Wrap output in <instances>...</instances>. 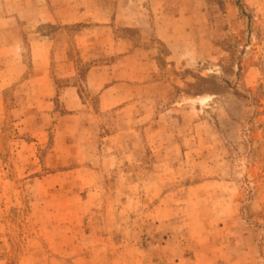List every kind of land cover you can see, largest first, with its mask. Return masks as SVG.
<instances>
[{
  "label": "rangeland",
  "instance_id": "1",
  "mask_svg": "<svg viewBox=\"0 0 264 264\" xmlns=\"http://www.w3.org/2000/svg\"><path fill=\"white\" fill-rule=\"evenodd\" d=\"M36 2H0V264H264V0Z\"/></svg>",
  "mask_w": 264,
  "mask_h": 264
},
{
  "label": "crops",
  "instance_id": "2",
  "mask_svg": "<svg viewBox=\"0 0 264 264\" xmlns=\"http://www.w3.org/2000/svg\"><path fill=\"white\" fill-rule=\"evenodd\" d=\"M4 0H0V2H2ZM49 1L50 0H37V2L35 4H38V20H40V23H56L58 21L59 18H63L65 20H62L64 21V23H69L70 21H67V19L71 16V12L69 14L68 10L67 11H63V10H55V8L52 7V4H49ZM62 0H57L58 3H60ZM100 2V7L99 9H95L94 12L96 13H99L100 15H104L107 17H111L112 16V13L108 12L107 9H108V0H99ZM133 0H130V2H132ZM158 1V0H156ZM164 1V0H162ZM45 3V4H43ZM64 3V2H63ZM69 6V5H68ZM93 11V10H91ZM159 12V11H158ZM8 15L10 16V13H8ZM140 15V14H139ZM25 16V15H24ZM1 18H6V14L2 13V16H0ZM20 17V16H19ZM108 22V21H106ZM139 21L136 19L135 20V24L134 25H126L125 27L126 28H136L138 29L139 27ZM36 35L39 36V33H36ZM84 37V36H82ZM119 42L117 41V44L122 46L123 44H128L131 42V40L129 38H119ZM85 40V39H84ZM163 40V39H162ZM44 39L42 37L39 38V40H37L35 42V47H40L41 45H43V42ZM166 41V40H164ZM84 43H82V46H85V41H83ZM87 44V43H86ZM90 44V43H88ZM81 47V46H80ZM15 48V45L11 46L9 43H6L2 46H0V49L3 50V49H14ZM129 52V51H126V53ZM133 55H130L128 54V56H125L124 58H127V57H132ZM9 58V57H7ZM20 58H22V56H20Z\"/></svg>",
  "mask_w": 264,
  "mask_h": 264
},
{
  "label": "bare ground",
  "instance_id": "3",
  "mask_svg": "<svg viewBox=\"0 0 264 264\" xmlns=\"http://www.w3.org/2000/svg\"><path fill=\"white\" fill-rule=\"evenodd\" d=\"M209 96H205V97H203V98H201V103H205L206 101H208L209 100Z\"/></svg>",
  "mask_w": 264,
  "mask_h": 264
}]
</instances>
